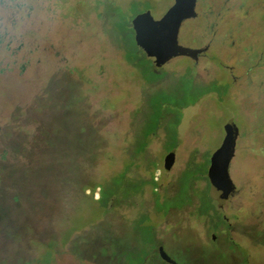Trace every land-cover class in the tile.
<instances>
[{"label":"rangeland","instance_id":"374dc122","mask_svg":"<svg viewBox=\"0 0 264 264\" xmlns=\"http://www.w3.org/2000/svg\"><path fill=\"white\" fill-rule=\"evenodd\" d=\"M174 2L0 0V264H264V0H197L198 60L129 59Z\"/></svg>","mask_w":264,"mask_h":264},{"label":"water","instance_id":"95a60500","mask_svg":"<svg viewBox=\"0 0 264 264\" xmlns=\"http://www.w3.org/2000/svg\"><path fill=\"white\" fill-rule=\"evenodd\" d=\"M197 0H175L174 4L160 18L155 19L150 11L137 14L132 19L136 44L147 57L154 58L160 67L178 56H188L198 60L207 51V47L194 48L179 43V32L182 23L197 17ZM238 130L227 135L221 146L213 153L211 159V175L215 183L226 190V197L235 190V184L230 176V164L235 153ZM175 162V153L167 155L165 168L171 169ZM160 256L171 264L177 263L164 249L159 250Z\"/></svg>","mask_w":264,"mask_h":264},{"label":"trees","instance_id":"16d2710c","mask_svg":"<svg viewBox=\"0 0 264 264\" xmlns=\"http://www.w3.org/2000/svg\"><path fill=\"white\" fill-rule=\"evenodd\" d=\"M84 4V8H83V10H84V13H85V15L86 16H88L89 15V13L91 12L90 10H91V8L88 6V4H87V7H86V4L85 3H83ZM0 19H1V17H0ZM4 34L2 33V30H0V51H1V48H2V46H4L3 45V43H4ZM134 44V43H133ZM133 47H134V45H132V48H130L129 50H127V56L129 57V59H134V57L135 56H137V54L138 55H140V56H144L145 55V53H144V51L137 45V48H135V49H137V51H135L134 49H133ZM8 48V45L7 44H5V49H7ZM0 62H2L1 60H0ZM4 71V68H1L0 67V74L2 73ZM4 132V130H3V128H2V126H0V134L1 133H3ZM4 135V134H3ZM44 138V141H45V143L46 144H48L49 145V141H48V139L46 138V137H43ZM52 146V145H51ZM49 147V146H48ZM53 147V146H52ZM43 153V152H42ZM28 160V159H27ZM27 160L24 162V164H23V166H25V167H27V165H28V162H27ZM34 165V164H33ZM33 165H30V166H33Z\"/></svg>","mask_w":264,"mask_h":264},{"label":"flooded vegetation","instance_id":"af4514ba","mask_svg":"<svg viewBox=\"0 0 264 264\" xmlns=\"http://www.w3.org/2000/svg\"><path fill=\"white\" fill-rule=\"evenodd\" d=\"M197 6V5H196ZM202 55V54H201ZM234 192H232V194H233ZM227 200H229V198H227ZM226 199H224L223 201H222V203H221V207L220 208H222L223 206H224V203H225V201H227ZM214 241L216 240L217 241V239H216V236H214ZM158 253H159V250H158ZM159 256H160V254H159ZM161 257V256H160ZM161 259H163L162 257H161ZM164 260V259H163ZM169 263V262H168ZM169 264H171V263H169Z\"/></svg>","mask_w":264,"mask_h":264}]
</instances>
